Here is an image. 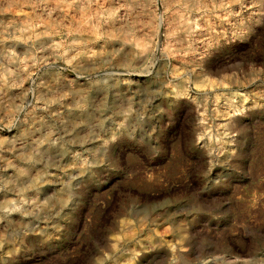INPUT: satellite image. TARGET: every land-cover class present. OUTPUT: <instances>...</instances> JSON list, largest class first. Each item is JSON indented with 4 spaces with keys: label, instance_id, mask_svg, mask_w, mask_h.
<instances>
[{
    "label": "rangeland",
    "instance_id": "1",
    "mask_svg": "<svg viewBox=\"0 0 264 264\" xmlns=\"http://www.w3.org/2000/svg\"><path fill=\"white\" fill-rule=\"evenodd\" d=\"M0 264H264V0H0Z\"/></svg>",
    "mask_w": 264,
    "mask_h": 264
}]
</instances>
